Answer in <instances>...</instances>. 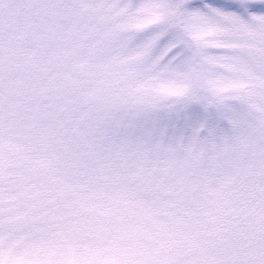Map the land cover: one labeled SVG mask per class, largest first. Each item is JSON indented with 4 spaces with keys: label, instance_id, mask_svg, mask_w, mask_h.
Listing matches in <instances>:
<instances>
[{
    "label": "snow or ice",
    "instance_id": "6c2138e0",
    "mask_svg": "<svg viewBox=\"0 0 264 264\" xmlns=\"http://www.w3.org/2000/svg\"><path fill=\"white\" fill-rule=\"evenodd\" d=\"M0 264H264V0H0Z\"/></svg>",
    "mask_w": 264,
    "mask_h": 264
}]
</instances>
